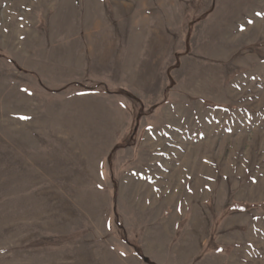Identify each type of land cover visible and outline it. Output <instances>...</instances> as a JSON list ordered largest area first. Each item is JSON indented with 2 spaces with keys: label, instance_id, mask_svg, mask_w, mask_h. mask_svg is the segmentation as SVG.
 <instances>
[{
  "label": "rangeland",
  "instance_id": "obj_1",
  "mask_svg": "<svg viewBox=\"0 0 264 264\" xmlns=\"http://www.w3.org/2000/svg\"><path fill=\"white\" fill-rule=\"evenodd\" d=\"M0 264H264V0H0Z\"/></svg>",
  "mask_w": 264,
  "mask_h": 264
},
{
  "label": "snow or ice",
  "instance_id": "obj_2",
  "mask_svg": "<svg viewBox=\"0 0 264 264\" xmlns=\"http://www.w3.org/2000/svg\"><path fill=\"white\" fill-rule=\"evenodd\" d=\"M249 23H251V21H249ZM241 30H243V29H241Z\"/></svg>",
  "mask_w": 264,
  "mask_h": 264
}]
</instances>
